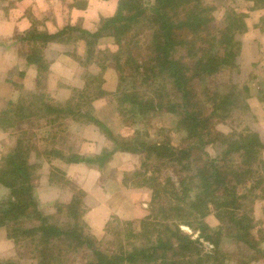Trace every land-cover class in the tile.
Here are the masks:
<instances>
[{
	"label": "trees",
	"instance_id": "1",
	"mask_svg": "<svg viewBox=\"0 0 264 264\" xmlns=\"http://www.w3.org/2000/svg\"><path fill=\"white\" fill-rule=\"evenodd\" d=\"M137 1L118 0L115 14L102 20L96 32L86 33L93 38V42L86 43L94 47L105 39L117 45L112 61L117 87L121 90L119 94H110L109 99H105L107 106L111 105L125 122L132 120L136 125L139 117L147 119L142 120L143 123H150L151 119H159L164 115L163 118L174 122L168 130L170 139L166 138L163 144L154 143L152 139L148 142L149 134L145 131L135 137L116 138L99 123L93 114L94 110L88 106L103 98V92L99 89L95 92L92 88V92L97 94L94 97V94L88 92L90 83H85V87L64 105H46V115L42 117L48 118L46 125L49 126L54 125L58 117L80 125L100 124L101 132L110 136L115 147L110 152L95 156L94 161L102 154L108 157L114 152H127L145 154L146 161L154 162L156 167L159 164L169 167L179 179V191L175 198L178 203L159 206L160 194L166 193V187L156 184L158 190L153 188L151 198V203L157 206L154 216L140 223L144 231L150 226V236L135 233L130 228L119 237L111 233L115 238L127 236L139 242H129L126 247L119 245L118 250L114 249L110 254L101 251L92 246L79 225L85 212L80 197H74L68 204L61 205L54 215L44 216L39 212L30 182L33 166L28 164L25 154L28 148L18 141L0 162V188L5 190L4 197L0 198V229H5L6 238L14 243L28 241L33 244L36 264H66L70 256L79 253L82 246L93 257L87 264H147L159 258L163 260V256L157 254L165 247H169L173 255L181 251L197 250L195 242L183 235L171 222H162V218L172 219L179 214L184 225L193 227L186 219L191 218L192 210L198 208L205 212L214 209L218 219L225 224V229L221 226L213 229L201 220L196 221L195 227L198 228L195 229L216 249L222 238H226V230L235 235L231 237L237 242L244 241V245L254 247L251 236L253 220L245 202L248 200L251 205L257 199H264L263 147L253 131L223 134L214 129L213 119L218 116L216 114L221 113L219 115L224 120L237 106L238 101L234 97L236 89L228 86L223 93L217 94L205 87L210 77L233 66L239 48L233 35L235 32H244L247 23L235 20L233 15L226 16L219 29L213 31L212 19L208 14L210 9L202 0H153L151 6L134 10L138 6ZM245 1L252 5L250 10L264 8V0ZM144 22L148 23L149 35L147 40L142 41L139 40L142 32L137 29ZM65 30L72 28L48 37L57 39L65 34ZM29 61L39 63L42 58ZM93 80L91 84H94ZM136 82L144 88L143 95L139 97H133L135 91L131 95L128 90ZM243 90L247 91L246 88ZM29 107L16 106L13 110L6 108L0 117V128L6 130L15 123L27 120L31 116L26 112ZM33 110V117H40L37 114L42 108L37 106ZM166 130L159 127L155 133ZM209 149L213 152L211 155L206 153ZM82 159L72 156L65 161L79 162ZM188 171L190 174L181 177ZM155 180L150 176L153 184ZM161 214L165 215L161 217ZM59 215L69 220L64 227L57 224ZM126 226L132 225L126 223ZM143 237L144 240H141ZM185 263L202 264L200 260L192 258L185 260Z\"/></svg>",
	"mask_w": 264,
	"mask_h": 264
},
{
	"label": "rangeland",
	"instance_id": "2",
	"mask_svg": "<svg viewBox=\"0 0 264 264\" xmlns=\"http://www.w3.org/2000/svg\"><path fill=\"white\" fill-rule=\"evenodd\" d=\"M152 2L153 0H139L134 10L149 7ZM117 3L118 0H0V79L11 82V84L1 82L0 85V117L6 109V98L10 102L7 106L9 110H13L16 106H31L29 110L26 109V112L31 114L27 120L10 126L6 137L0 136V162L14 149L18 141L23 142V146L28 148V152L25 153L27 162L33 166V177L30 182L39 212L44 216L54 215L61 205L68 204L74 197H80L85 208L81 223L79 220L82 231L92 246L109 254L114 249L118 250L119 245L126 247L129 242L133 244L139 242L126 238L127 236L115 238L113 233L119 237L130 228L135 233H146L150 236V226L144 231L140 223L154 216L157 206L151 203V198L153 188L158 190L156 184L166 187V193L160 194L161 207L170 203L177 204L175 198L179 191V179L169 167L160 164L156 167L154 162L148 163L145 154L125 152L130 156L124 162V166H132L131 172H134L122 178L123 182H128L125 184L129 185V190L123 193L117 189L108 193L111 196L106 195L104 200L111 202V205L105 203L106 211L97 206L103 205L102 199L94 197L96 201H100L96 204L93 198L90 199L89 196L84 198L85 194L68 181L58 168V164L63 163L66 158L76 156L75 152H78L84 143H87L89 149L86 151L87 154L94 153L101 145L107 146L110 150L114 149L112 139L105 132H101L100 124L108 128L116 138L135 137L145 131L149 134L148 142L152 139L154 143L163 144L166 138L170 139L168 130L173 127L174 122L163 118L164 115L159 119L155 118L151 121L148 119L150 123H143L142 120L147 119L139 117L136 125L132 120L125 122L115 112L116 110L114 111L111 105L107 106L105 102L110 94L117 95L121 90L117 87L112 61L117 45L103 39L94 47H90L88 43L93 42V38L86 33L96 32L102 20L113 16ZM202 3L210 9L208 14L212 19L213 31L219 29L226 16L232 15L236 17L235 20H243L248 26L244 32H235L233 35V40L239 44L233 66H228L214 74L205 85L217 94L223 93L228 86L236 89L234 97L238 101L237 106L224 120L219 115L221 113H217L218 116L213 119L214 129L223 134L244 130L259 134V124L262 121L260 119L264 118V19L261 17L264 13L262 10H257L259 8L252 12L250 10L252 5L245 0H202ZM147 24L144 22L142 27L137 25L139 27L137 30L142 32L139 40H147L149 35ZM66 28L72 30H65V34L57 39L48 37ZM38 57L42 58L39 63H33L36 60L29 61ZM92 80L94 84H91ZM85 83H90L87 89L91 94H94L92 88L95 92L98 89L103 92L101 100L97 99L92 105L88 104L94 110L92 112L100 124L97 126L92 123L79 124L84 127L78 128L77 123L58 117L54 125H46L48 118H43L46 115L44 107L64 105L77 91L85 87ZM243 88L247 91L244 92ZM128 90L131 95L132 91H135L133 97H139L143 95L144 88L136 82L129 86ZM96 95L94 94L93 97ZM37 106L42 108V111H38L37 115L40 116L38 118L33 117V108ZM159 127L161 130L166 128V132L158 131L159 134H156L155 129ZM173 143L176 144V141ZM206 153L211 155L213 152L209 149ZM261 154L263 157L264 151L261 150ZM84 158L92 159L93 156L87 155ZM107 161V155L102 154L94 162L95 165L104 164L102 167L104 169L107 167ZM121 168H117L116 173H120ZM103 173V176L108 177L111 171L103 170ZM188 174L190 172L182 174L181 177L184 178ZM150 176L156 179L155 184L150 181ZM144 187H147L145 197L149 196L147 208L138 213V205L131 203V199L142 201L144 196L140 194L144 192L139 193V189ZM4 195L5 190L0 188V198ZM122 197L128 198L130 204H124L123 207L114 204L117 199L122 200ZM245 205L247 208L249 206L251 211L249 215L253 220L251 232L253 248L244 245V241L237 242L231 237L235 235L226 230V238H222L216 249L203 238L198 229H195L198 228L195 227L196 221L201 220L213 229L220 226L225 229V224L223 220L218 219L217 211L214 209L205 212L198 208L192 210L191 218L186 219L193 227L184 225L183 219L178 217L179 214L172 219L162 218V222H171L183 235L195 242L197 250L181 251L178 255H173L174 252L169 247H165L157 254L164 259L159 258L154 263L187 264L185 260L192 258L200 260L202 264H264V199H257L251 205L247 200ZM110 209L116 211L117 217L109 214ZM163 215L165 214L160 216ZM68 221L66 216L59 215L57 224L64 227ZM126 223H131L132 226H126ZM6 232L5 229H0V263L36 264L32 252L33 244L28 241L14 243L6 238ZM144 237L141 240H144ZM80 249L79 253L70 256L66 264H87L93 260L85 246Z\"/></svg>",
	"mask_w": 264,
	"mask_h": 264
},
{
	"label": "crops",
	"instance_id": "3",
	"mask_svg": "<svg viewBox=\"0 0 264 264\" xmlns=\"http://www.w3.org/2000/svg\"><path fill=\"white\" fill-rule=\"evenodd\" d=\"M256 9L257 8H255L253 10L251 9V11L254 12ZM257 10H262L264 13V8H259ZM261 17H263V19H264V14ZM1 82L11 84V82H8L5 79L3 81L0 79V85H1ZM5 100L7 103L5 108H7V106L10 104V102L7 101V98ZM8 100H9V98H8ZM260 120H262L259 124V128H260L259 130L260 131H259V134L258 133H256V134L258 135L260 143L263 147L262 151H264V118H261ZM76 126L78 128L84 127V126H79V124ZM6 132H8L7 129L2 130L0 128V136L6 137L7 136ZM87 150H89L87 143H84L83 145L80 146L78 152H75L76 157L83 158L82 161L81 160L79 162H66L65 161L63 163L58 164L59 165L58 168L61 172L64 173V177L66 179H68V181L72 182V184L75 185V187H78V189H80V191H82L85 194L84 198L85 197L87 198V196H89L90 199L93 198L94 200L96 197L102 199L101 202L103 201L102 202L103 205H97V206L106 210L107 209L106 206L111 205V202H109L108 200H104V197L106 195H108V197L111 196L108 193L113 192L114 190H117V189L119 192H123V193L126 192L125 190H127V189L129 190V188H128L129 185L125 184L128 182H123L122 178L126 175L134 173V172H131L133 170V169H131L132 166H130V167L124 166V162H126V160L128 159V156H130V155L127 156L126 155L127 153H125V152H114L108 156V161L106 163L107 167L102 169L104 164L95 165L96 163L93 161V158H95V156H98L103 152H110L111 151L110 148H108L107 146L101 145L100 147H98V149L94 153H89V154H87V152H86ZM87 155L93 156V158L92 159H85L84 156H87ZM261 159H262V162L264 164V161H263L264 156L262 157V154H261ZM120 165H122V166H120ZM120 167H122L120 173H116L117 168H120ZM103 170H104V172H106L107 170L111 171L110 176H108V177L103 176V174H104ZM113 172L115 174H113ZM118 175H120V176L118 177ZM102 179H104V180H102ZM139 191H140L139 193L144 192V194H140V195L144 196L143 200L142 201H135L134 199H131V201H132L131 203H134V205H136V206L138 205L137 206L138 207V213H141V211H143L147 208L149 196L145 197V194L147 193V187L141 188V189H139ZM95 202H97L96 204L100 203V201H96V200H95ZM127 203L130 204V200L126 197H122V200L117 199L114 202V204H118L121 207H123L124 204H127ZM109 214L114 215L116 217L118 215L116 213V211H112L111 209L109 210ZM119 218H121V217H119Z\"/></svg>",
	"mask_w": 264,
	"mask_h": 264
}]
</instances>
